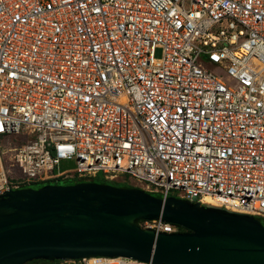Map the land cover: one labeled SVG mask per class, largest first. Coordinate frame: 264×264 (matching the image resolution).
<instances>
[{"label": "built area", "instance_id": "built-area-1", "mask_svg": "<svg viewBox=\"0 0 264 264\" xmlns=\"http://www.w3.org/2000/svg\"><path fill=\"white\" fill-rule=\"evenodd\" d=\"M0 140V196L101 175L264 219V0H0Z\"/></svg>", "mask_w": 264, "mask_h": 264}, {"label": "water", "instance_id": "water-1", "mask_svg": "<svg viewBox=\"0 0 264 264\" xmlns=\"http://www.w3.org/2000/svg\"><path fill=\"white\" fill-rule=\"evenodd\" d=\"M158 219L187 231L156 234L138 225ZM92 257L264 264V225L249 214L92 181L0 196V264Z\"/></svg>", "mask_w": 264, "mask_h": 264}, {"label": "rangeland", "instance_id": "rangeland-1", "mask_svg": "<svg viewBox=\"0 0 264 264\" xmlns=\"http://www.w3.org/2000/svg\"><path fill=\"white\" fill-rule=\"evenodd\" d=\"M159 55H160V51L156 50L155 51V57H159ZM10 141L13 142V140H10ZM7 144L8 143L5 142L4 140H0V145L1 146H5ZM74 167H75V161L74 160L63 161V162L60 163V166H59L61 171L72 169ZM99 180L102 181V176L101 175H99ZM107 184H112L113 185V183H107ZM118 185L119 186H125V187H132V186L129 185V183L127 181L126 182H120V183H118ZM50 186H54V183L50 182V183H47V184H44V185H39V186H37L35 183H33V184H30L29 186H27V188L43 189V188H47V187H50ZM169 198L176 199L175 195H173L172 193H170ZM32 264H38V262H35V263H32Z\"/></svg>", "mask_w": 264, "mask_h": 264}, {"label": "trees", "instance_id": "trees-1", "mask_svg": "<svg viewBox=\"0 0 264 264\" xmlns=\"http://www.w3.org/2000/svg\"><path fill=\"white\" fill-rule=\"evenodd\" d=\"M50 182H53L54 185H72V184H77V183H79L81 181H75V180H64L63 181V180H58V181H48V182H41V183H35V184L37 186H39V185H44V184H47V183H50ZM92 182L103 183V184L107 183V182L101 181L99 179H96V180L94 179V180H92ZM113 185L114 186H118V187H125V186H119L118 184H114V183H113ZM153 196L159 197L158 195H154V194H153ZM260 221L264 225V219H260ZM177 227H178V231L179 232H186L187 231V230H185L184 228H182L180 226H177ZM59 262L60 261H55L53 264H58ZM32 263H35V262L33 261V262L27 263V264H32ZM38 264H49V263H47L45 261H38Z\"/></svg>", "mask_w": 264, "mask_h": 264}, {"label": "bare ground", "instance_id": "bare-ground-1", "mask_svg": "<svg viewBox=\"0 0 264 264\" xmlns=\"http://www.w3.org/2000/svg\"><path fill=\"white\" fill-rule=\"evenodd\" d=\"M205 201H206L207 203H209V204H210V201H208V199H207V198L205 199Z\"/></svg>", "mask_w": 264, "mask_h": 264}]
</instances>
